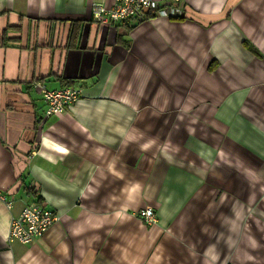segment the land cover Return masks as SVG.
Wrapping results in <instances>:
<instances>
[{
    "label": "crops",
    "instance_id": "obj_1",
    "mask_svg": "<svg viewBox=\"0 0 264 264\" xmlns=\"http://www.w3.org/2000/svg\"><path fill=\"white\" fill-rule=\"evenodd\" d=\"M113 1L0 0V264H264V0L94 22ZM31 201L58 219L8 241Z\"/></svg>",
    "mask_w": 264,
    "mask_h": 264
},
{
    "label": "built area",
    "instance_id": "obj_2",
    "mask_svg": "<svg viewBox=\"0 0 264 264\" xmlns=\"http://www.w3.org/2000/svg\"><path fill=\"white\" fill-rule=\"evenodd\" d=\"M181 0H114L109 6L100 2L92 3V20L94 22H123L135 23L152 15L172 18L180 15ZM42 100L45 104V116H51L63 111L82 95L80 85H65L59 88L40 86ZM0 198L10 207V200L0 188ZM137 214L147 223L156 221L154 210L146 206ZM58 219L46 203L31 201L26 203L17 216L10 219L8 241L29 243L41 237L48 227ZM231 264V263H226Z\"/></svg>",
    "mask_w": 264,
    "mask_h": 264
},
{
    "label": "trees",
    "instance_id": "obj_3",
    "mask_svg": "<svg viewBox=\"0 0 264 264\" xmlns=\"http://www.w3.org/2000/svg\"><path fill=\"white\" fill-rule=\"evenodd\" d=\"M123 22L125 24H127V25H132L133 24V23H130V22H127V21H123ZM80 33H81V23L78 22V21H71L69 34L67 35L66 46L67 47L73 46L75 44V42L78 41ZM5 39H7V36L3 32L1 34L0 43L4 44L5 43Z\"/></svg>",
    "mask_w": 264,
    "mask_h": 264
}]
</instances>
